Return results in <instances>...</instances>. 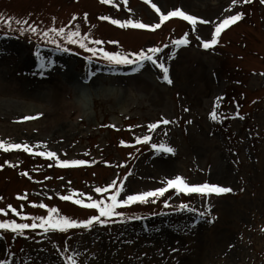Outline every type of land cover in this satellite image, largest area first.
Segmentation results:
<instances>
[{"label":"rangeland","instance_id":"374dc122","mask_svg":"<svg viewBox=\"0 0 264 264\" xmlns=\"http://www.w3.org/2000/svg\"><path fill=\"white\" fill-rule=\"evenodd\" d=\"M0 40L72 105L0 76V264H264V0H0Z\"/></svg>","mask_w":264,"mask_h":264},{"label":"bare ground","instance_id":"6f19581e","mask_svg":"<svg viewBox=\"0 0 264 264\" xmlns=\"http://www.w3.org/2000/svg\"><path fill=\"white\" fill-rule=\"evenodd\" d=\"M5 42L3 40H0V60L5 61V57H12L14 58V55L18 53V50L20 49L19 46L14 42H8L6 43L9 45L8 47L5 46ZM52 61L51 63H59L61 61V57L58 53L53 52V54H50V56L45 57L40 56V59L30 58L26 57L25 61L21 63L20 60L16 61V68L14 71H11L9 68L5 67L0 70V76L4 79V81L10 86L12 89V92L15 94H18L22 96L24 99H29L31 101H39L42 100V98L45 99V102H48L51 104V109H54V114L56 115H68L70 114V111L72 109V105L68 104L63 100L62 96V89H50V91L43 95V91L45 89H48L46 87V84L52 83L54 80L59 79L54 76V72L52 69L48 66V62ZM10 64H13V61L10 60ZM4 65V64H3ZM6 70V71H5ZM2 72L4 74L2 75ZM65 80L70 83L74 84L79 81V78L77 76L64 73ZM91 83L94 84V81L91 80ZM51 112V111H50ZM20 115V114H19ZM48 114H39L38 118H44ZM13 119H7V122L9 123H20L25 121L28 116L23 115H12ZM59 118V117H58ZM53 118L49 120L50 122L47 123L48 127H53L55 129V137L57 139H64L67 140L70 135V130L63 124H60L58 122V119Z\"/></svg>","mask_w":264,"mask_h":264}]
</instances>
